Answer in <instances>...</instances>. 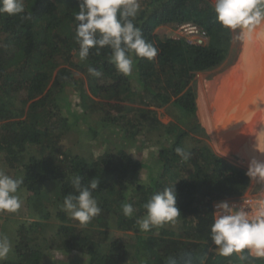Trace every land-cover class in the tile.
Instances as JSON below:
<instances>
[{"label": "trees", "instance_id": "1", "mask_svg": "<svg viewBox=\"0 0 264 264\" xmlns=\"http://www.w3.org/2000/svg\"><path fill=\"white\" fill-rule=\"evenodd\" d=\"M142 3L134 23L142 29L145 40L158 49V55L152 61L134 58L130 76L118 73L108 61V48L101 49L99 55L92 49L86 61L79 60L73 23L79 0H24V13L0 14V159L12 169L13 178L23 180L18 194L25 195V210L31 217L14 228L16 234L9 237L13 251L2 264H79L70 258L73 254L87 257L82 264H167L170 257H187L191 264H200L201 259L204 264H232L228 257L210 249L216 247L209 237L214 219L212 202L241 196L251 179L247 170L220 157L208 145L189 148L184 142L189 132H203L201 125L190 124L196 111L193 77L224 62L233 34L216 22L209 0ZM24 15L32 19L23 20ZM186 23L205 33V44L155 32L159 26L175 28ZM89 66L102 75L91 76ZM131 78L139 87L132 88ZM102 79L116 82L117 88L101 89ZM68 90L78 93L83 114L107 107L106 120L118 126L115 138L86 131L85 136L98 142L89 148L106 143L99 156L85 155L81 147L58 142L59 136L79 121V114L69 111ZM102 96L115 101L96 99ZM124 101L132 105L121 103ZM139 103L166 104L175 121L160 124L156 110L136 106ZM197 103L201 111L200 93ZM149 125L159 129L158 136L164 138L158 140L156 159L144 162L133 158L128 147L133 141L140 149L146 144L149 138L140 134ZM177 147L190 151L191 157L182 160L175 153ZM144 168L147 176L139 182L136 177ZM76 175L81 176L83 186L93 178L100 180L93 196L102 211L83 227L62 210L64 197L74 193L70 178ZM172 185L181 212L178 224L143 234L136 226L145 212L143 204L154 192ZM125 202L135 209L131 218L122 213ZM51 218L60 224L52 235L45 236L47 226H52L48 222ZM110 226L134 233L137 247L132 260H128L131 239L126 243L116 238L105 245ZM244 255L246 260L234 255L237 264H264V258L247 256L246 251Z\"/></svg>", "mask_w": 264, "mask_h": 264}, {"label": "clouds", "instance_id": "2", "mask_svg": "<svg viewBox=\"0 0 264 264\" xmlns=\"http://www.w3.org/2000/svg\"><path fill=\"white\" fill-rule=\"evenodd\" d=\"M140 10V0H79V10L75 11L73 21L74 40L78 45V52L76 49L74 52H77L79 60L86 61L92 49H96L99 55L101 49L108 48L111 50L108 61L124 76L132 75L134 58L152 61L158 55V49L145 40L142 29L134 23ZM213 10L216 22L223 29L236 32L239 39L247 41L264 37V0H215ZM24 11V0H0V14L15 16ZM22 19L29 21L32 16L24 15ZM88 73L93 77L102 75L99 69L91 66ZM175 153L184 161L191 157V152L182 147H177ZM246 175L257 184L264 183V160L252 159ZM70 180L75 194L69 193L64 197L62 210L83 227L102 211L93 196L100 180L93 178L87 186L82 185L79 175ZM22 183L21 178H13L0 170V212L15 213L20 209L18 192ZM142 207L145 212L136 220V226L144 233L174 224L181 216L175 185L154 192ZM121 208L128 218L135 211L127 202L122 203ZM215 208L209 237L216 247L210 249L223 257L238 255L241 260H246V251L247 256L264 258V200L258 201L251 213L227 201L217 203ZM12 251L9 237L0 234V264ZM167 264H191V259L170 257ZM200 264H204L203 259Z\"/></svg>", "mask_w": 264, "mask_h": 264}, {"label": "rangeland", "instance_id": "3", "mask_svg": "<svg viewBox=\"0 0 264 264\" xmlns=\"http://www.w3.org/2000/svg\"><path fill=\"white\" fill-rule=\"evenodd\" d=\"M213 5L215 3V0H209ZM141 7H143L142 0H140ZM155 32L159 36H169V37H183L186 36L185 32L181 30L178 27H171V26H159L156 28ZM233 39L231 42V50L228 54L227 58L224 60V62L217 68L210 70V71H202V72H196L193 81L195 82V91H196V97H195V103H196V111L195 115L190 118V124L197 123L203 127V132L198 131H191L189 132V137H194L190 139L189 137L186 138L184 145L185 147H192V146H201V145H208L214 153L219 155L220 157L226 159L228 162L238 166L242 167L245 170L248 169V164L252 159L257 160H264V155L260 154V156L257 154L255 155V152L252 151L249 147L242 146L241 144H230V146H226L223 144H220V141L218 139V135L216 134V128L211 122L209 117H212L215 115L214 112V106L217 104L216 100L214 99L213 102H211V99L214 98V96L209 95L208 99L206 97L207 106H205V95L207 96V86L214 84V83H220L225 76V72H227V75H231L233 72L237 70L243 59L244 56L248 55V41H243L238 38V35L236 32H232ZM206 39H204L203 44H205ZM230 70V71H229ZM224 74V75H223ZM84 79V78H83ZM85 80V79H84ZM130 83L132 88H137L139 85L137 83H134L132 78L130 79ZM101 89H107L109 86H113L117 88L116 82H106L104 79L100 81ZM216 90V91H215ZM215 93H219L221 88H215ZM71 92L70 97V105H69V111L75 112L79 114V121L72 126L68 131L64 132L61 136L58 142L64 145H69L73 148H79L81 147V151L84 152L85 155H89L92 153L93 155L99 156L103 151L106 143L101 142L98 147L93 146L89 148L90 144H98L96 140L90 139L88 136H85L86 131L92 130L93 132H100V135L102 137H112L115 138L119 131L118 126L111 124L106 120V117H108V108L107 107H100L94 110L93 112L83 114L82 108L79 105V95L76 92H73L71 90H68ZM201 95L202 100V110L200 111V108L198 107L197 98L198 94ZM221 93V92H220ZM219 93V94H220ZM216 96V95H215ZM97 100L102 101H110L114 103V99H111V97L102 96L100 98H96ZM125 105L130 104L132 105V102L124 101L121 102ZM136 106L142 107V108H150L156 110V121L160 124H169L170 122H174V117L169 113L167 110V105L162 104L161 106L153 105H145V104H137ZM113 113V110H110ZM115 112V111H114ZM202 113V116H201ZM209 115V116H208ZM203 120L206 122L202 121ZM149 128L151 130H149ZM142 133L140 135H144L146 138H149V140L142 146L140 149L137 147L139 143H135L134 141L129 144L130 147H128L129 153L133 158L140 159L144 162H150L154 159H156V154L158 151V147L161 143L158 142L161 141L164 136L160 135L159 129H153L151 125L146 126L144 130L141 131ZM126 142H128L126 140ZM258 142L259 139H258ZM0 170H3L6 172V174L12 176L13 171L9 166L5 165V162L0 159ZM156 171V170H155ZM148 170L146 168L142 169L140 173L137 175L136 180L139 182H144L145 178L147 176ZM21 195V194H20ZM24 197L25 195H22L21 198V207L18 209L15 213H8V212H0L1 218H0V234H5L8 237H13L16 234V231L14 228H16L22 220H30L31 217L27 215V211L25 210V204H24ZM252 197L253 201L257 203L260 200H264V183L257 184L254 180H250V185L247 188V190L239 197H229V198H238L239 202L243 201L245 198ZM228 198V197H227ZM257 205V204H256ZM256 208V206L254 207ZM255 210H253L254 212ZM48 222L52 226H47L46 232H44L45 236L52 235L56 229V225L60 224V221L57 218H51L48 220ZM178 224V219L173 225V227H176ZM50 230V231H49ZM108 238L105 242V245L108 246L109 242L116 238H122L126 243H128L131 239V244L128 243V249H129V257L128 260H132L133 257H135L136 247L134 245V233L132 231H120L115 228V226H110L108 229ZM146 234V233H143ZM152 234L156 235L157 230H154ZM128 240V242H127ZM134 240V241H133ZM12 242V241H11ZM13 244V243H12ZM54 254L58 253L61 254L60 251H52ZM11 254V253H10ZM9 254V255H10ZM63 254V252H62ZM74 256L70 255V258L74 261H79V264H82V262L86 261V256L82 255H76ZM54 260V259H53ZM62 261H66L64 257H61ZM228 260L230 262L232 261V264H237V260L235 256L228 257ZM47 264V263H46Z\"/></svg>", "mask_w": 264, "mask_h": 264}, {"label": "bare ground", "instance_id": "4", "mask_svg": "<svg viewBox=\"0 0 264 264\" xmlns=\"http://www.w3.org/2000/svg\"><path fill=\"white\" fill-rule=\"evenodd\" d=\"M247 53L235 72H225L220 83L207 86L204 108L206 97L214 96L210 100L217 102L215 115L209 118L216 124L220 144H241L260 156L264 155V37L249 39ZM215 88L221 93L213 94Z\"/></svg>", "mask_w": 264, "mask_h": 264}, {"label": "built area", "instance_id": "5", "mask_svg": "<svg viewBox=\"0 0 264 264\" xmlns=\"http://www.w3.org/2000/svg\"><path fill=\"white\" fill-rule=\"evenodd\" d=\"M180 29L183 30L186 34L185 39L189 42V43H193V44H202L204 39H205V33L201 30H199L197 28V26L192 25V24H186V25H182L180 26ZM221 201H227L230 204H235L237 206L243 207L245 209H248L251 212H253V210H255L256 208H254L256 206L257 203H255L253 201L252 197L249 198H245L243 199V201L239 202L238 198H222V199H217L214 200L212 202V209L213 212L216 211L215 205Z\"/></svg>", "mask_w": 264, "mask_h": 264}]
</instances>
